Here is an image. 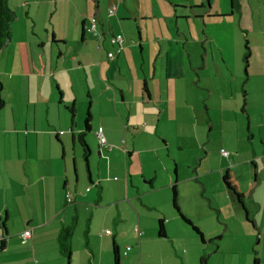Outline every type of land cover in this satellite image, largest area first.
<instances>
[{
	"label": "crops",
	"instance_id": "obj_1",
	"mask_svg": "<svg viewBox=\"0 0 264 264\" xmlns=\"http://www.w3.org/2000/svg\"><path fill=\"white\" fill-rule=\"evenodd\" d=\"M188 1L180 6L178 13L175 10L174 23H168V39L159 33L160 38L153 40L155 59L149 60L147 66H140V73L134 68L137 63H144V48L139 46L142 57L135 60L132 42L121 34L108 12L106 18L101 12L94 14L97 36L84 30L92 15L81 16L77 48L69 37L54 32L48 41L34 33L15 36V29L11 28L7 44L0 49L2 109L10 106L9 119L0 128V264H68L57 247L60 229L70 223L73 214L76 227L80 220L79 207L98 206L106 191L114 198L105 204L114 209L108 216L110 227L105 229L109 230L105 232L107 240L99 238L95 242L97 237L90 225L93 210H90L84 226L88 228L86 243L84 229L82 245H77L79 240L77 243L73 237V229L69 264H112L113 244L117 246L119 259L121 255L124 257L120 264H199L203 254L207 256V264H214L213 254L221 245H214L213 249L209 245L208 250L207 245H196L194 241L195 245L186 248L178 245L177 236L169 235L170 227L177 230L180 224L177 215L167 208L169 197L165 191L160 202L164 209L159 203L149 208L141 202V193L161 188L167 192L168 187H171L173 209L183 222L182 216L199 230L202 237L194 233L201 244L221 240L227 233L232 237L238 226L244 224L259 237L254 241L253 238L239 240L240 243L236 241L226 247L241 260L245 259L243 264H264L261 255L253 257L257 245H252L264 234V192L257 191L259 186H264V0H229V6L213 0H207L206 4ZM112 5L114 17H126ZM179 18L185 21L179 23ZM107 33L122 37L121 51L110 59L107 52H114L117 46L111 43ZM226 34L232 35L236 43L233 55L221 45L220 37ZM237 35L244 38L243 49L239 48L242 39ZM245 46L246 60L243 59ZM163 67L164 73L157 72ZM128 74L137 83H126ZM238 91L243 97L240 110L246 114L244 132L235 127L241 124L238 113L225 115ZM200 105L205 107L204 118H200ZM69 107H73L72 118ZM86 112L90 114V130L95 133L100 126L111 147L98 146L101 171L95 167L97 163L90 165L88 161L89 142L85 141L88 160L77 142L84 129ZM164 116L188 121L189 129L204 132L206 140L211 132L233 133L235 138H228L232 155L229 152V158L221 156L215 168L214 182L223 189V197L216 199L213 192V181L209 179L213 176L212 167L196 174L197 178L200 175L203 191L209 192L208 204L197 202L196 198L192 201L191 196L186 201L177 199V169L174 165L171 175L167 163L169 134L161 129ZM228 123L234 127H227ZM80 155L85 162L84 171L87 170L85 183L92 185L84 186L83 191L78 186ZM135 159L139 164L136 184L131 170ZM143 159L154 164L150 167L152 171H145L150 165L147 167ZM112 170L119 174L115 180L108 178ZM157 179L161 184H156ZM194 190L193 193H200ZM66 193L71 196L70 201H66ZM128 209L132 213L135 209L137 214V227L134 226L137 251L130 253L127 250L132 248L128 245H117L124 212ZM209 209L214 211L215 222L220 225L217 229ZM143 210H155L150 215L152 221L144 217ZM16 216L22 218L23 227L13 228L11 219ZM207 218L210 220L206 221ZM159 219L164 228L161 237L157 235ZM141 226L152 233L147 241H153L152 236L158 238L154 241L157 245H141L144 241ZM28 228L34 231L23 239L22 232ZM247 252L253 262L247 260L250 258ZM208 258H212L210 262Z\"/></svg>",
	"mask_w": 264,
	"mask_h": 264
},
{
	"label": "rangeland",
	"instance_id": "obj_2",
	"mask_svg": "<svg viewBox=\"0 0 264 264\" xmlns=\"http://www.w3.org/2000/svg\"><path fill=\"white\" fill-rule=\"evenodd\" d=\"M175 1H179L176 3ZM188 0H8V5L10 8L15 12V17L12 20L13 23L11 24V28L15 29V36H19L20 33L24 34H31L34 33L39 38L48 39V41L51 40V36L53 32L55 35H62L67 36L71 39L72 43H74V47H78V39L80 35V20L81 16H89L94 14H99L100 12L104 16V18L107 17V8L111 6L112 4H115L116 7L119 9V12H123L126 14V17H123L121 19H117L114 17L113 14L110 15L111 21H113V24L116 26L119 25L118 30L121 32V34L126 37L129 41L133 44V50L135 52L134 59L138 61L141 60V50L140 47L142 46L144 48L143 54L145 61L143 64L137 63L135 65L134 69H138L137 73H140V66H147L149 63V60L151 62L154 61V50H155V44L153 40H156L157 38H160L159 33L162 34L163 37L167 38V30L166 27L168 26L169 22L174 23L176 20L175 18V10L177 13L180 11V6H185L184 4H187ZM200 4L203 2L204 4L207 3V0H197ZM213 2H218L219 4L227 3L229 6V0H213ZM184 3V4H183ZM179 5V6H178ZM210 5V3H209ZM188 14H191V12L187 9ZM191 19H193V15L191 14ZM185 21L184 18H179L178 22L183 23ZM226 21V20H225ZM226 30L228 27L225 28ZM93 33V32H92ZM232 35H221V45L226 48L225 51L229 52V55H233V51L236 50V43L232 41ZM236 37H240L242 39L241 42H239V48L243 49L244 47V38L237 35ZM168 39V38H167ZM163 42L168 43L169 41H165L163 39ZM60 45V44H59ZM238 45V43H237ZM70 46V44H69ZM140 46V47H139ZM62 47V45H60ZM198 49H200V45L198 44ZM148 52H152L149 55L148 59ZM137 55V57H136ZM132 58V57H131ZM1 59H4V55L1 56ZM158 59V58H157ZM187 60V59H186ZM199 62H201L199 58ZM131 65V61H130ZM211 69V68H209ZM157 72H165L164 67L161 71ZM241 75L244 77L245 74L243 73V70L241 69ZM126 83L135 82L134 79H131L129 74L126 75ZM1 83V81H0ZM228 92V91H226ZM243 104V97L241 95V91H238L235 99L231 101L229 111L225 112V115H231L233 112L235 114L242 117L241 124H236V128H240L241 131H245L246 129V114L242 112L241 106ZM185 106V105H184ZM164 104V108H165ZM199 107V106H198ZM200 108L202 111L200 112V118L206 117L205 113V107L200 105ZM171 110H174L172 107H170ZM167 111V108L165 109ZM212 112V111H211ZM171 113V112H169ZM167 115V114H165ZM178 115L181 117H184L183 113H178ZM10 116V106L5 105L4 109H0V128L4 126V123L8 121ZM193 116V113H192ZM164 121L161 123V129L165 130L167 134H169V155L167 158L169 161L167 162L169 165L170 173L172 175L173 167L176 166L177 169V199L186 201L188 196H191V200L194 201L196 198L197 202H200V200L204 201L206 204L207 200L206 197H208L209 192L203 191L201 187L200 182V175H198V178L196 177L197 172H201L204 169L208 168H214L213 176H209V179L213 181V184L211 185L213 187V192L216 194V199L218 197H223V189L217 185L216 182V166H218L219 159H221V149L230 152L231 155L233 152L230 151V145H229V137L235 138L233 133H223V132H217V134H214V132H211V137L209 140L205 139L204 132L198 131V130H190L188 126V121L184 119H176L175 117H169L167 118L164 116ZM82 125V123H81ZM227 127L233 128L234 124L228 123ZM185 130V131H184ZM85 141L89 142L88 146L91 151V155L89 156V162L90 165L95 164V167L98 170H102V161L99 157V154H97L98 151V140L96 138L95 133L92 130L86 131L84 134ZM78 142V141H77ZM76 142V143H77ZM180 145L181 148L178 149L177 146ZM223 146L224 148H221ZM78 147V146H77ZM81 152L82 148L80 146ZM124 153V152H123ZM125 157V154H123ZM222 156V157H221ZM229 158V157H228ZM227 158V160H228ZM230 160V159H229ZM143 162H145V165L148 167L150 165L149 160L143 159ZM154 164H151L148 168L145 169L152 171L150 167ZM85 162L80 155L78 160V169L79 171V181L78 186L81 187V191L84 190V186L90 185V183H85V175L86 171H84L86 168H84ZM145 166V167H146ZM220 168V167H219ZM144 169V168H143ZM131 170L133 171V182L136 184L137 182V174L139 170V164L137 160H133L131 165ZM218 170V169H217ZM196 172V173H195ZM117 170H112L109 179H117L119 174L117 175ZM106 175V173H105ZM188 176L196 177L197 179L191 180ZM188 177V178H187ZM107 178V179H108ZM184 179V180H181ZM207 178L205 177L204 180ZM156 184H161L160 179H157ZM140 189L143 188V186L138 184ZM89 187H92L90 185ZM211 187V190H212ZM164 190V188H161L160 190H154L152 192L148 193H141V202L145 205H147L149 208H152V205L157 206L159 203V206L161 209L163 208V205L160 203L162 202V195L165 191L167 193V197L169 199L167 200V208L174 214L177 215L176 220L180 224L179 229H174L172 226L169 230V235H172L173 237L177 236L176 238L179 242L178 245H183L187 248L188 245H195L194 241L197 242L196 245H207L209 250V245H221L219 250L213 254L215 256L214 264H243L241 260V257L233 253L231 250H228L226 245H234L239 240L242 242L245 241L248 238H253L252 241L259 235L254 233L253 231L250 232L248 228L244 226V224H241L238 226L237 230L236 227L234 230H236L234 235L231 237L227 233V235H224L221 240L215 239L213 241H208L201 244L200 240L197 235H195L194 231L192 230L191 226L186 224L182 221V219L178 216L176 211L172 207L171 202V187ZM196 192V190L200 191V193L196 194L193 193V190ZM93 191V190H92ZM257 191L264 192V186L260 188L258 187ZM190 194H189V193ZM204 192V193H202ZM162 193V194H161ZM114 195V192L112 193ZM116 196V195H115ZM114 200V198L109 194V191H106L104 193V197L102 199V202L99 203L98 206H92L89 208V206L81 205L79 207V215L80 220L77 223L75 227V231L73 234V237H76V241L79 243L77 245H82L83 237H82V231L85 226V220L86 218L91 215L90 210H93L92 218L90 220V225L93 228V233L97 237L95 238V242H98L99 238H101L102 241L107 240V236H105V229L110 227V223L108 220V216L114 211L113 208H109L112 206L105 205L108 202H111ZM132 204L136 205L138 204L136 201L131 200ZM129 204V203H128ZM130 205V204H129ZM134 207V206H133ZM161 209H158V211H161ZM227 209V208H226ZM225 210V212L228 211V209ZM129 210V209H128ZM210 212L213 215V221H214V228H219V224H216L215 222V213L212 209H209ZM157 211V210H156ZM163 211V210H162ZM199 212V211H198ZM156 213L155 210H143V215L148 221H152L150 215ZM200 213V212H199ZM36 216V215H35ZM210 220V218L205 219ZM147 221V222H148ZM13 228L23 227L22 224V218L20 216H16L15 218L11 219ZM22 224V225H21ZM89 225V228H90ZM137 225V214L136 210L133 209V213L129 210H125L124 212V220L123 224H121V232L118 234L117 238V245H121V247L129 246L132 250H127L128 253L132 252L133 250L137 251L136 245H137V239L136 234L134 233V226ZM157 225L155 224L153 227L154 234L155 228ZM140 229V227H138ZM141 228L143 234L142 239H144L143 242H141V245H157L154 241H158L156 237H153V241H147L148 236H150V232L148 229H144L142 226ZM88 231V228H87ZM176 232V233H173ZM207 236V233H205ZM193 236V237H192ZM239 237L237 239V237ZM191 237V238H190ZM193 239V242L191 243V240ZM219 240V241H218ZM108 245H110V241L108 240ZM123 245V246H122ZM242 245H248V244H242ZM252 245H257L256 255H253V257H259L260 255L263 257L262 260L264 262V234L261 236V239H258V242H254ZM211 249V250H212ZM186 250V249H184ZM182 252V251H181ZM144 254V253H143ZM248 256L250 258H247V260L250 259V262H253L251 258V255L247 252ZM213 256V258H214ZM122 259L124 257L121 255L120 262H122ZM212 259V258H211ZM208 258V262L211 261ZM127 262V261H126ZM200 264V263H199Z\"/></svg>",
	"mask_w": 264,
	"mask_h": 264
},
{
	"label": "trees",
	"instance_id": "obj_3",
	"mask_svg": "<svg viewBox=\"0 0 264 264\" xmlns=\"http://www.w3.org/2000/svg\"><path fill=\"white\" fill-rule=\"evenodd\" d=\"M14 17H15V12L10 8V6L7 3V0H0V49L3 48L7 44L8 40L10 38V35H11V26H10V24H11L12 20L14 19ZM107 34L109 35V39H110L112 34L111 33H107ZM109 52H111V51H109ZM115 54H118V53H115ZM247 55H248L247 46H245V52H244V56H243L244 60L247 59ZM2 106H3V101L0 98V109L2 108ZM67 109L69 110V112L71 114V118H72V116H73V107H69ZM89 116H90L89 112H86V116L84 118V129H83V132L80 133L78 135V137H77L78 142L81 145L82 150L84 151L83 156H84L85 159H87L88 147H87V144H86L85 139H84V134H85L86 131L90 130ZM105 143H106V141H105ZM98 146L99 147H104L106 149H108V147H109V149L111 148L110 145H108L107 143H106L105 146L104 145L101 146L98 143ZM173 193H174V190H173ZM182 218H183V220L186 223L191 225L192 229L194 230V232L197 235L202 237L201 233L199 232V230L194 225H192L191 222L188 219H186L183 216H182ZM75 224H76V215L73 214V216L71 217L70 223L65 225V226H63L60 229L59 234L57 236V247H58V250H59L60 254L66 259V262L68 264L70 262V257H71V249H72L71 248V238H72L73 229L75 227ZM83 233H84V241L86 243V240H87V226L84 229ZM157 235L160 236V237L164 236V228H163V223H162L161 219L158 220ZM199 260H200V264H207V256L206 255H204V254L201 255ZM255 261L256 260H254V262ZM112 264H120L119 253H118L117 246L115 244H113V263Z\"/></svg>",
	"mask_w": 264,
	"mask_h": 264
},
{
	"label": "built area",
	"instance_id": "obj_4",
	"mask_svg": "<svg viewBox=\"0 0 264 264\" xmlns=\"http://www.w3.org/2000/svg\"><path fill=\"white\" fill-rule=\"evenodd\" d=\"M114 8L115 6L114 5H111L107 8V12L108 14H112L113 11H114ZM96 23H97V18L95 15H92V16H89L88 17V24H84V30L85 31H92L96 36H97V31H96ZM110 41L113 43V44H116V49L114 50V52H107V57L110 59V58H113L115 53H119L121 51V42H122V37L121 35L119 34H112V36L110 37ZM95 134H96V138L98 140V143L99 145L101 146H105L106 143H105V139L103 137V134H102V129L100 126H97L96 127V130H95ZM109 148V147H108ZM221 155L224 156V157H227L228 156V152L226 150H223L221 149ZM70 195L68 193L65 194V198H66V201H70ZM34 230L32 228H28V229H25L23 232H22V237L23 239H26L28 238L31 233L33 232ZM137 231V234L139 235L140 232L136 229ZM105 232H109V230H105ZM128 249V247H127ZM126 251L123 252V254H125Z\"/></svg>",
	"mask_w": 264,
	"mask_h": 264
}]
</instances>
